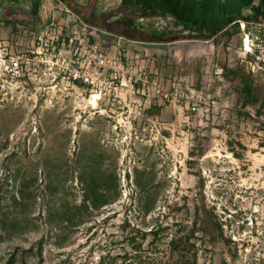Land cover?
<instances>
[{"label":"rangeland","instance_id":"1","mask_svg":"<svg viewBox=\"0 0 264 264\" xmlns=\"http://www.w3.org/2000/svg\"><path fill=\"white\" fill-rule=\"evenodd\" d=\"M228 10L122 8L133 40L0 20V264H264V72L234 24L264 2Z\"/></svg>","mask_w":264,"mask_h":264},{"label":"crops","instance_id":"2","mask_svg":"<svg viewBox=\"0 0 264 264\" xmlns=\"http://www.w3.org/2000/svg\"><path fill=\"white\" fill-rule=\"evenodd\" d=\"M74 4L79 12L71 11L61 0H0V20L29 21L30 29L37 31L47 27L51 22L65 23L74 16L83 27L101 32L102 22L107 27L123 28L126 35L129 27L125 24L122 8H137L156 19L163 18L184 26L186 30L203 32L211 29L210 25L223 20V15L233 6V12H244V8L253 6L254 0H67ZM264 2V0H262ZM120 10L118 14H115ZM82 11V12H81ZM114 12V14H113ZM70 14V15H69ZM72 15V16H71ZM124 20V21H123ZM223 22V21H222ZM108 31V30H107ZM101 32L116 37L113 32ZM145 41L138 39L139 44H149L145 31H135ZM195 32V33H196ZM123 35L119 36L122 37ZM147 36V37H146ZM125 37V36H123ZM125 39V38H124ZM151 42H154L152 40ZM158 43V42H155Z\"/></svg>","mask_w":264,"mask_h":264},{"label":"built area","instance_id":"3","mask_svg":"<svg viewBox=\"0 0 264 264\" xmlns=\"http://www.w3.org/2000/svg\"><path fill=\"white\" fill-rule=\"evenodd\" d=\"M234 24L240 27V56L246 69L252 74L264 72V22L238 20ZM92 58L104 61L102 54ZM77 77L75 76L74 79ZM84 82H89L90 78L85 77Z\"/></svg>","mask_w":264,"mask_h":264},{"label":"trees","instance_id":"4","mask_svg":"<svg viewBox=\"0 0 264 264\" xmlns=\"http://www.w3.org/2000/svg\"><path fill=\"white\" fill-rule=\"evenodd\" d=\"M61 1H63L71 11H76V12L80 11V9H78L74 4L68 2L67 0H61ZM126 36L129 37L131 40H133L130 35L126 34ZM140 39H141V41H145L146 40L145 37H141ZM153 40H154V42H163V41H161V39L159 37H156V38L154 37ZM175 40L176 39H170L168 42H173Z\"/></svg>","mask_w":264,"mask_h":264},{"label":"bare ground","instance_id":"5","mask_svg":"<svg viewBox=\"0 0 264 264\" xmlns=\"http://www.w3.org/2000/svg\"><path fill=\"white\" fill-rule=\"evenodd\" d=\"M99 99V96L98 95H94L93 97H92V104L93 105H96V101Z\"/></svg>","mask_w":264,"mask_h":264}]
</instances>
